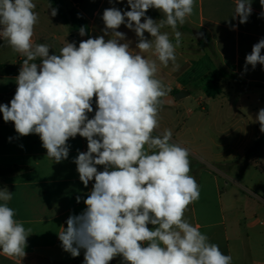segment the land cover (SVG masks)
I'll list each match as a JSON object with an SVG mask.
<instances>
[{"label": "clouds", "instance_id": "1", "mask_svg": "<svg viewBox=\"0 0 264 264\" xmlns=\"http://www.w3.org/2000/svg\"><path fill=\"white\" fill-rule=\"evenodd\" d=\"M195 3L127 0L130 10L113 6L103 11V35L82 40L78 47L66 41L59 54H50L49 44L33 40L39 21L34 0H0V39L25 57L13 98L0 104L4 122H13L19 136L39 135L47 157L56 163L68 158L70 138L87 140V151L78 152L73 162L83 185L94 183L83 200L85 209L69 215L67 227L58 232L62 249L72 257L84 250V264H110L117 256L124 264H233L231 254L185 218L188 206L200 198V186L190 175L189 150L172 142L171 129L154 135L167 96L156 74L161 65L179 70L176 49L182 33L177 29L193 14ZM260 4L264 8V0ZM48 9L51 16L58 14L50 2ZM149 9L163 18L153 20L146 15ZM252 11V0H235L232 16L244 24ZM121 25L135 32L134 49L118 31ZM165 27L172 29L175 43L162 31ZM79 34L86 35V28L80 27ZM262 49L264 38L246 55L245 71L248 65H264ZM93 102L95 113L89 118ZM256 120L264 132V108ZM12 198L13 192L0 189V255L21 264L33 232L16 218Z\"/></svg>", "mask_w": 264, "mask_h": 264}, {"label": "crops", "instance_id": "2", "mask_svg": "<svg viewBox=\"0 0 264 264\" xmlns=\"http://www.w3.org/2000/svg\"><path fill=\"white\" fill-rule=\"evenodd\" d=\"M49 2L58 8L54 17L48 9ZM34 3L39 21L33 40L49 44L50 54H59L66 41L78 47L82 40L103 35L102 15L106 8L130 10L127 0ZM252 9L248 21L240 24L239 17L232 16L235 0H196L193 14L177 29L182 33L176 49L179 70L173 71L171 64L161 65L156 74L167 96L160 107V127L154 135L171 129L172 142L189 150L190 175L200 186V198L188 206L185 218L199 225L223 253L231 254L233 264H264V132L256 120L264 108V65L257 64L254 69L248 65L245 71L246 55L264 38V18L260 16L264 8L260 0H252ZM71 12L78 13L88 24V36L71 28ZM146 15L156 21L163 18L156 9H149ZM118 31L126 34L134 49L138 42L135 32L125 25ZM162 31L168 32L175 43L170 27ZM145 37L151 39L147 32ZM3 43L1 39L0 104H9L25 57L8 52L7 45L1 46ZM213 71H224L228 77L203 82L202 78ZM189 87L195 90L199 113L185 104L191 96ZM181 90L188 95L176 99ZM95 108L93 102L89 118L94 116ZM180 112L185 113L184 122L177 120ZM191 120L195 122L188 126ZM68 144V158L56 163L47 157L39 135L19 136L13 122H4L0 113V189L6 187L13 192L9 206L16 210V218L24 222L25 228L33 232L27 238L21 264H84V250L72 257L62 249L58 238L61 226L67 227L69 215H79L85 209L83 200L94 183L90 181L85 187L73 162L78 152L87 151L86 138L77 135ZM97 167L103 170V166ZM77 196L82 198L79 203ZM0 264L16 261L0 255ZM110 264H124L123 258L117 256Z\"/></svg>", "mask_w": 264, "mask_h": 264}, {"label": "trees", "instance_id": "3", "mask_svg": "<svg viewBox=\"0 0 264 264\" xmlns=\"http://www.w3.org/2000/svg\"><path fill=\"white\" fill-rule=\"evenodd\" d=\"M70 16H71V22H72L71 28L73 30H79L80 27L83 26L86 28V35L88 36L89 26L83 20V18L80 15L78 16V13H76V12H71ZM225 77H228V74L226 72H224V71H213V72L209 73L208 75L204 76L202 78V81L203 82H205V81L206 82H214V81L220 80V79L225 78Z\"/></svg>", "mask_w": 264, "mask_h": 264}, {"label": "rangeland", "instance_id": "4", "mask_svg": "<svg viewBox=\"0 0 264 264\" xmlns=\"http://www.w3.org/2000/svg\"><path fill=\"white\" fill-rule=\"evenodd\" d=\"M6 45H7L6 42H4L3 45H1V46H6ZM6 49L7 50H10L8 52H14L8 45H7ZM189 88L191 89V96L188 99L185 100V104L187 105V107H191L196 112L199 113L201 110H200L199 107L196 108L197 103L195 101V99H196V97H195L196 95L194 94L195 93V90H194L193 87H189ZM184 116H185V113L184 112H180L179 116H177V120L184 122V120H183V117ZM192 122H195V120L188 121L186 124L189 126V124H191Z\"/></svg>", "mask_w": 264, "mask_h": 264}, {"label": "water", "instance_id": "5", "mask_svg": "<svg viewBox=\"0 0 264 264\" xmlns=\"http://www.w3.org/2000/svg\"><path fill=\"white\" fill-rule=\"evenodd\" d=\"M200 39V37H198ZM188 95V92L185 91V90H181L179 91L178 93H176L175 97L176 99H182L183 97L187 96ZM169 100V99H167ZM168 103V101H166Z\"/></svg>", "mask_w": 264, "mask_h": 264}, {"label": "built area", "instance_id": "6", "mask_svg": "<svg viewBox=\"0 0 264 264\" xmlns=\"http://www.w3.org/2000/svg\"><path fill=\"white\" fill-rule=\"evenodd\" d=\"M1 40V39H0Z\"/></svg>", "mask_w": 264, "mask_h": 264}]
</instances>
